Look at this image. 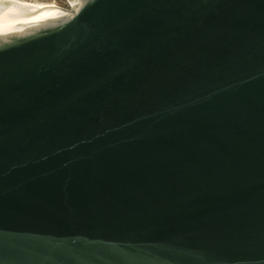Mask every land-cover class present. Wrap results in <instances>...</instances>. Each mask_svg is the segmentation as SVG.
Here are the masks:
<instances>
[{
    "label": "water",
    "instance_id": "1",
    "mask_svg": "<svg viewBox=\"0 0 264 264\" xmlns=\"http://www.w3.org/2000/svg\"><path fill=\"white\" fill-rule=\"evenodd\" d=\"M0 23V264H264V0H69Z\"/></svg>",
    "mask_w": 264,
    "mask_h": 264
},
{
    "label": "bare ground",
    "instance_id": "2",
    "mask_svg": "<svg viewBox=\"0 0 264 264\" xmlns=\"http://www.w3.org/2000/svg\"><path fill=\"white\" fill-rule=\"evenodd\" d=\"M62 10L60 7L48 4H34L22 0H0V23L22 16L39 17V10Z\"/></svg>",
    "mask_w": 264,
    "mask_h": 264
},
{
    "label": "rangeland",
    "instance_id": "3",
    "mask_svg": "<svg viewBox=\"0 0 264 264\" xmlns=\"http://www.w3.org/2000/svg\"><path fill=\"white\" fill-rule=\"evenodd\" d=\"M25 2H31L34 4H48L55 5L56 7H67V0H22Z\"/></svg>",
    "mask_w": 264,
    "mask_h": 264
},
{
    "label": "built area",
    "instance_id": "4",
    "mask_svg": "<svg viewBox=\"0 0 264 264\" xmlns=\"http://www.w3.org/2000/svg\"><path fill=\"white\" fill-rule=\"evenodd\" d=\"M71 7V3L69 2V0H67V7L66 8H64V7H60L62 10L64 9V10H67V9H69Z\"/></svg>",
    "mask_w": 264,
    "mask_h": 264
}]
</instances>
